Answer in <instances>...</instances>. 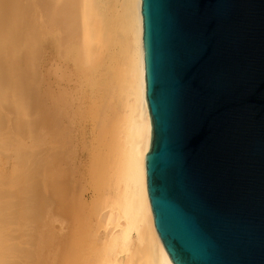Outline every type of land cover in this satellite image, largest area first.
I'll list each match as a JSON object with an SVG mask.
<instances>
[{
	"label": "water",
	"instance_id": "1",
	"mask_svg": "<svg viewBox=\"0 0 264 264\" xmlns=\"http://www.w3.org/2000/svg\"><path fill=\"white\" fill-rule=\"evenodd\" d=\"M145 156L173 264H264V0H141Z\"/></svg>",
	"mask_w": 264,
	"mask_h": 264
},
{
	"label": "bare ground",
	"instance_id": "2",
	"mask_svg": "<svg viewBox=\"0 0 264 264\" xmlns=\"http://www.w3.org/2000/svg\"><path fill=\"white\" fill-rule=\"evenodd\" d=\"M56 5L55 12H58L60 19L57 25L59 28L56 29L59 30V44L64 45L67 58L71 53L75 59L78 87L84 95L83 102L91 110L92 128H87V137H92L89 142L92 143L94 159L93 163L90 162L91 167L85 170L87 174H84L88 179L102 182L101 186L98 184L97 188L93 187L92 191L88 190L82 198L75 200L74 211L72 210L75 213L72 216L77 230L74 238L69 236L72 240L61 242L59 264H173L156 230L147 185L145 156L150 148L151 123L145 99L142 61V2L57 0ZM8 6L11 8L12 4ZM52 20L55 21L54 17ZM64 30L67 33L65 41L62 39ZM14 76L15 74L12 77ZM16 91L19 93L21 90L17 88ZM10 93L8 92V96ZM14 100L10 99L11 102ZM20 104L18 105L21 106ZM19 106L18 109L21 108ZM77 139L76 143H80L81 139L79 142ZM73 148L77 147L74 145ZM77 149L73 152L74 159L79 157ZM76 167V170L79 169ZM102 178H105L104 181ZM68 218L69 222L74 219L72 217L70 220V216ZM69 222L67 221V225ZM67 249L70 251L66 252Z\"/></svg>",
	"mask_w": 264,
	"mask_h": 264
},
{
	"label": "rangeland",
	"instance_id": "3",
	"mask_svg": "<svg viewBox=\"0 0 264 264\" xmlns=\"http://www.w3.org/2000/svg\"><path fill=\"white\" fill-rule=\"evenodd\" d=\"M56 3L0 0V264H59L61 242L72 240L76 234L72 216L75 200L102 185L85 175L94 159L89 142L92 137H87V128H92L91 110L78 87L75 59L71 53L67 58L64 45L59 44ZM66 35L62 31L64 41ZM12 71L17 80H13ZM11 77L13 82L18 81L16 89ZM8 92L17 93H12L13 97ZM78 137L81 144L75 141ZM74 149L79 152V160L74 159ZM69 216L70 220L74 218V225Z\"/></svg>",
	"mask_w": 264,
	"mask_h": 264
}]
</instances>
